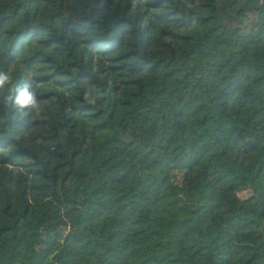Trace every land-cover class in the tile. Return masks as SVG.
<instances>
[{"label":"trees","instance_id":"obj_1","mask_svg":"<svg viewBox=\"0 0 264 264\" xmlns=\"http://www.w3.org/2000/svg\"><path fill=\"white\" fill-rule=\"evenodd\" d=\"M0 264H264V0H0Z\"/></svg>","mask_w":264,"mask_h":264},{"label":"clouds","instance_id":"obj_2","mask_svg":"<svg viewBox=\"0 0 264 264\" xmlns=\"http://www.w3.org/2000/svg\"><path fill=\"white\" fill-rule=\"evenodd\" d=\"M25 99H27V97H24V96L21 97V101H23Z\"/></svg>","mask_w":264,"mask_h":264}]
</instances>
